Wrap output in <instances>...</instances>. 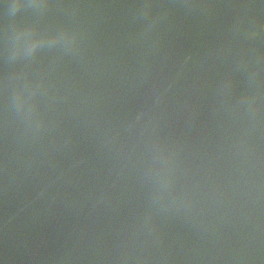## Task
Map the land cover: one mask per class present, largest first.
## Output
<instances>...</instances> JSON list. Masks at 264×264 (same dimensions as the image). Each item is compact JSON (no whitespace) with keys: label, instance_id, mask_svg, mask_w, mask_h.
<instances>
[{"label":"water","instance_id":"obj_1","mask_svg":"<svg viewBox=\"0 0 264 264\" xmlns=\"http://www.w3.org/2000/svg\"><path fill=\"white\" fill-rule=\"evenodd\" d=\"M134 1L0 0L1 240H17L24 238L25 234L29 239L42 236L43 231L38 228L29 227L26 231L13 227V218L18 211L29 226L39 219L47 220L51 214H61L62 221L66 222L69 221L66 205L73 199L80 198L88 203L101 195L106 205L116 195L120 207L128 206L129 211L136 210L139 214L148 206L168 205L176 196L177 193L170 190L153 203L148 200V196L159 189V182L184 185L181 179L173 182L166 169L171 167V171H177L178 177H182L184 169L181 167L187 165V148L199 135L196 118L192 116L195 112L193 104L199 102L204 66L211 63L212 57L200 58L202 52L197 45L202 42L216 45L208 36H216L218 33L214 27L222 24L200 26L203 32L209 33L205 36L197 33L199 24L195 25L191 32L194 40L183 32L175 33L164 28L166 37L161 44H147L144 49L136 41V33L128 31L131 40L128 46H122L127 33L120 35L119 30L129 22L128 10ZM168 1L170 9L171 5L174 9L182 5L176 4L175 0ZM262 15L264 7L249 9L240 20H253ZM165 23L169 25L171 21L160 25L164 27ZM238 26L244 28L241 23ZM248 36L251 50L255 52L257 40H261L253 33ZM33 44H37L35 49ZM172 44H178L184 54L179 63L164 56L165 48ZM181 45L188 47L182 48ZM232 48L235 55L236 50L241 51L239 47ZM109 52L123 61L146 57L148 65L144 72L147 75L158 73L170 84L156 76L144 80L146 88L140 83L139 74L135 80L141 95L135 89L130 91L132 97H127L121 81L113 73L116 64L110 62ZM195 65L201 72L188 71ZM173 69L176 72L174 77ZM121 75L123 78L128 76ZM185 76L189 77L187 81H184ZM194 82L197 84L195 88L191 87ZM179 88L186 89V93H178ZM156 90L163 93L157 94ZM114 93L118 105L107 102L109 95ZM177 102L178 110L174 107ZM129 105L137 111L128 109ZM40 111L52 112L54 121L43 119ZM137 113L143 116L141 127L128 129L126 118L131 119ZM89 120L108 125L100 136L110 142L109 150H115L96 158L97 163L103 162L107 169L97 163L90 167L95 174H103L87 183L88 189L94 193H78L80 178L62 187L49 180L42 183L41 170L31 165L37 147L64 146L68 132H75L76 126ZM38 153L41 155L42 150ZM76 172L86 175L87 169ZM113 181L117 184L105 187ZM23 182L28 186V192ZM29 199L37 207L21 209ZM57 202L62 208L54 210L53 204ZM145 225L146 220L141 216L128 222L133 232H141ZM112 258L109 257L106 263H111ZM100 259L102 257L93 256L91 261L99 264Z\"/></svg>","mask_w":264,"mask_h":264},{"label":"snow or ice","instance_id":"obj_2","mask_svg":"<svg viewBox=\"0 0 264 264\" xmlns=\"http://www.w3.org/2000/svg\"><path fill=\"white\" fill-rule=\"evenodd\" d=\"M37 44H38V42H37ZM37 44H33V46H32V47H33V49H35V47L37 46Z\"/></svg>","mask_w":264,"mask_h":264},{"label":"bare ground","instance_id":"obj_3","mask_svg":"<svg viewBox=\"0 0 264 264\" xmlns=\"http://www.w3.org/2000/svg\"><path fill=\"white\" fill-rule=\"evenodd\" d=\"M216 33H218L219 31L218 30H215Z\"/></svg>","mask_w":264,"mask_h":264}]
</instances>
